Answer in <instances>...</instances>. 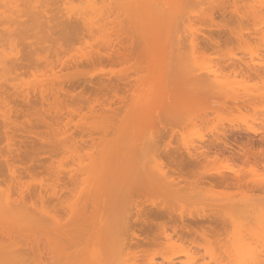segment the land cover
I'll return each mask as SVG.
<instances>
[{
  "label": "rangeland",
  "instance_id": "obj_1",
  "mask_svg": "<svg viewBox=\"0 0 264 264\" xmlns=\"http://www.w3.org/2000/svg\"><path fill=\"white\" fill-rule=\"evenodd\" d=\"M69 1H74L75 3H79L78 1H80V0H78V1L76 0L77 2L75 0H69ZM178 1L179 2L184 1V4H183L184 6L182 8H184V7L185 8H184V10H182V9L177 10L178 12L180 10L181 12L183 11L184 13L182 12L183 13V16H182V14L180 12L179 13L180 15L178 14V16H177L178 18H179V16L180 17L182 16L183 18L182 19L179 18L180 22H178L176 30L175 31L173 30L171 33L172 37L170 40L171 41L170 45L168 46L166 43H164V41H162V39L163 40L165 39L166 41L168 39V38L166 39L167 35L163 33V26H162V29L159 28V29L154 31L157 33L161 32V34L158 33L157 35H160V37H162V36L164 37V38H161V40L159 41L160 45L166 44L168 46V48H167L168 50L161 48L162 50L159 51L160 54L163 51L161 58H158V57H160L158 55L159 53L157 52L158 49L156 51V49L154 47H152L149 44H146V42L144 41L145 39L143 40V42H145V44H143V42H141V39L143 38V36L140 37L139 36L140 34L137 31L134 32L133 30H135V29L132 26H130V25H129L130 27L126 26L127 28H130L129 29L130 31L131 30L132 31L131 32L128 31L127 34H125V32L128 29L124 31L123 29H126V27L122 28V26L125 25L126 22H122L125 24L120 23L121 26L116 25V26H120L122 28V30H121L120 27H116L118 29L117 33L119 34L118 40L121 39L120 41L124 43V44L122 43L123 45L120 43H117L120 45L116 46V42H117L116 40L118 37H117L116 33H113L114 31H111L114 35H112L110 32L112 39L115 41L114 48H112L113 46L109 49L106 47L100 48L101 45H97L99 43L93 42L94 40L90 39V38H88V41H87V43H89V44H87L88 46H86L84 44L85 42H83V41L76 42L75 40H71V41L69 40L68 43L66 42V44H64L65 46L63 45V43L60 44L59 45L60 49L58 46L56 48V46L54 47L53 45H50L51 48L48 47V49H44V50L42 49V46L40 48L41 50H38L40 46L33 48L32 53L28 54L29 56L27 55V53H28L27 51L31 52L30 51V50H32L31 48H27V47H26V49H25V47H23L22 49L20 48L21 50H23V52L26 51L24 56L21 55V56H23L22 58L29 57V59H30V57L36 58L34 53H36L37 56H40L42 54V50H43L45 52V54L47 53V56H44V52H43L42 56H43V58L47 59L48 62L47 61L46 62L48 63L49 67L47 66V64L44 63L45 61H41L42 56H40L41 59L36 58V60L40 59L38 62H36L37 64L39 63L38 65L30 62V61L34 60L33 58H32V60L29 61L31 64L30 63L26 64L28 61L24 62L26 60V58H25V60L21 59L22 62L25 63V64H22V62H21L22 65H26V66L30 65V66L26 67L25 69H24L25 66H21V69H22L21 72L19 73L20 70L18 71L20 76L17 75L18 78L16 80V81H18L17 82L18 86H17V83L14 82L15 80H13V81L10 80V81H12V82H10L11 85L14 82L13 84L16 83L15 85L17 86V88L21 89L22 84H23V86H25L26 84H28L30 82H35V80L37 78L40 79L41 76H42V79L43 78L45 79L44 76L53 75V73L51 72L50 66L53 67V69L55 70L57 77L58 76L61 77L63 80L62 82H64V92L59 93L60 97H57V95H56V100L53 101L51 99V102H49V104L46 103L47 102L46 101L45 102L46 104L44 103L45 105H43V103L41 104L40 99L35 97L37 95L34 96V94H33L34 91L32 94L35 98L33 97L31 99L32 95L30 94L31 95L30 96V99H31L30 104H26L24 101H22L21 91H18L19 93H21V95L17 94L16 93L17 90L15 89L16 92L13 91L14 89L11 88V86H9L10 84L8 85L10 87L9 90H7V88L3 89V90H5V89L7 90V92H6L7 94L6 93L1 94V93H3V90H2V92L0 91V95H3V96L6 95L7 97L5 96V98L9 99V100L8 99L6 100L2 96L3 98L0 97V98H2L0 101L6 100V101L11 102V103L7 102V103L11 104L10 109H12V110H10V112H12L11 113L12 116L10 115V112H9L8 116L11 118H8V119H12L14 122L12 121L11 125H8L9 129H10V127L12 128V124L13 125L17 124V126L16 125L13 126V128L16 126V128L14 130L13 129L9 130L8 126L6 128L4 127V124L6 122H4V119H2V118H4V116L7 117V115L4 113V111L6 110L5 108H7V104H6V106H3L4 108L1 109V104L3 105V103L0 102V111L2 110V112L5 114L2 118L0 117V119L4 123L3 124L0 121L3 124L2 129L3 130L4 129L9 130L8 132H10L9 133L10 140L13 139L12 140L13 142L10 140H7V142H9V143L12 142L9 145L10 146V149H9L8 145L6 146L7 142H5L7 138L5 139V137L2 138L0 136L1 137L0 139H2V141H3V139L5 140V141H3V143H2V141H0L1 142L0 148H1V152H2V153L0 152V155L5 153L4 155H2L3 159L10 158L11 153L14 150L17 151L16 153H17V155H19V158L16 157L17 161L14 160L15 161V168H14V166H13V168H14V170L17 169L18 171L16 170V173L18 172L19 176L21 178H23V180L21 179L22 183H26L27 185H30L29 186L30 188L27 187V189H29L28 192H30V189H32V191L29 193L30 195L31 194L34 195V193L37 192L36 191L37 189H38V193H40L41 188L38 186H42V189H44L43 185H40V184H45V186L47 185V186H53L54 187V185H53L54 180H55L54 174L56 176L57 172H58V174L60 173V170L59 171L56 170L57 171L56 172L54 168L59 166L58 164H60V163L65 164V167L63 165L62 166L64 169L66 168L67 170L66 169L65 170L67 172L69 171V173L67 175V173H65V170L64 169L62 170V167H58L59 169L61 168V170H62L61 173H64V174H59L61 181L59 184L60 188H58V190H56L59 193L58 196L63 194L64 197L66 196L67 198H71L72 196H74L72 193L75 194L76 191H78V193H79V188H81V190H82L85 187H84V185L81 184L82 187L78 188L77 185L75 186V183H73V181L76 182V180L69 178L70 177L69 174L71 173L70 169L75 166V165L74 166L72 165V161L76 162L75 163L76 168H77V165L79 166V164H80L82 169H83L82 164L79 161L82 158H84V160H86L85 162L83 160L84 163L88 162L87 163L88 165L90 163H92V162H90L93 160L91 157L92 155L89 156V157H91V160L88 157V155L92 152L95 153L96 145L101 143L102 145H98V146H105L104 144H106V142L109 139H111L112 137H113V139H111L112 142L111 141L110 142L113 143V140H115L117 138V136H120L118 134H122L121 131L124 129V126L129 127V129H128L129 131L127 132L128 135L126 134V131H125L126 128H125L123 130L124 133L122 134V137H119V138L123 139V135L126 134V138H127V136H128V138L125 141H127V142H123L124 139L120 140L118 138L117 140L120 142L119 143H117L118 141H116V143L114 142V145H113L114 147H112L110 142H107V143H110V147L114 148L116 151H119V149L123 148V146H125L124 148H127L131 144V142H133L134 139L135 140L137 139L138 141H140L139 139L141 138V141H143V142L146 141L144 143H146L145 147L147 149V153L150 156H153L154 159L156 158L155 160H157L158 156L165 155L166 153L185 152L187 150V147L192 148V150L194 149V147H196L195 145L205 147L207 144V141L209 142V141H211V139L214 140V139H216V137L219 138V136H221V138H222L221 134H223V132H225L226 130H233V129L234 130H242L246 135L251 136V137L247 136L248 138L245 137L246 139L244 140V143H241V145L244 147L240 146L242 151H238V152L246 153L249 151V149H248L249 146L245 147V145H247V143H248L247 141H249L248 139L251 138L254 141L253 142L254 143L253 149L256 152L264 153V140H263V138H264V134H263L264 133V21H262V22H260V21H243V22L239 23L238 21H236L235 19H233L231 17V13H233V14L234 13L235 14H242L243 13L244 14L247 11H249L252 7L258 8L261 5V3H264V0H178ZM170 2L172 3V0H170ZM170 2L167 0V3H169L171 5ZM174 2L175 1L173 0V3ZM167 3L165 2V4H164V2H163L164 5H161L163 8L162 9L163 10L162 15L165 18H168V15L170 16L171 14H172V16H175L176 13H175L174 9L176 6H174V4L172 3L173 8L170 9L169 7L166 6ZM175 5H177V8H178V4L175 3ZM180 5H181V3H180ZM168 9H170L171 11ZM172 10H173V12H172ZM168 11L170 12V14ZM226 13H227V17L224 18ZM178 18H176V19H178ZM121 21H123V20H121ZM114 29H115V27H114ZM117 29H115V30H117ZM119 30H121L123 32H120ZM162 33H163V35H162ZM164 35H166V36H164ZM152 37H154V36H151V38ZM157 37H159V36H157ZM147 39H148V37H147ZM153 40H156V39H153ZM148 41H151V40H148ZM130 42H132V43H130ZM95 43H96V45H95ZM155 43H157V42H155ZM194 43L197 46H195ZM152 44H154V42H152ZM62 45H63V49H61ZM156 45H157V47L160 46L158 44H156ZM44 46L45 47H43V48H47L48 45L47 46L44 45ZM96 46H97V48L99 47V49H97ZM102 46H103V44H102ZM153 46H155V45H153ZM193 46H195V48ZM52 48L53 49L56 48V52L59 49V52H57L58 54L55 53V50L53 51ZM163 48H165V47H163ZM34 49L35 50L37 49L36 52L34 51ZM92 49H94V51L99 50V52L101 54L100 53L98 54V52H96V51L93 53ZM45 50H47V51H45ZM40 51H41V54L39 55L38 53ZM91 51H92L93 58L95 56L94 59L96 60V62L93 60L94 63L92 61L93 64L91 62L90 63L88 62V60L86 59L87 57L84 58V55L85 56L88 55V58H89L91 56V53H90ZM20 54H22V51L20 52ZM30 55H32V56H30ZM99 55H101L100 56L101 60H99L100 58L99 59L97 58V56H99ZM21 56H20V58H21ZM29 59H27V60H29ZM46 59H42V60H46ZM97 60H99V61H97ZM242 62L243 63L246 62L245 66ZM238 63L239 64L241 63L243 65L240 64L241 66L238 67L237 66ZM252 63H255V64H253L254 66L252 65ZM34 64L37 66L36 69L32 68V67H34ZM43 64H45L46 67H44ZM255 65L257 67H255ZM39 66H41V67H39ZM48 68H50L49 72H51V74L49 72H47L49 74L44 75L45 74L44 72L48 71ZM189 68H192V70L194 69V71L198 70V71H195V72H197L196 74H198L200 76L205 75L206 78H208V76H210L209 72L211 71L214 73V74L212 73L211 76L213 75L215 77L217 75L216 77L218 78V76H219V78H220V81L217 82L218 79L215 77L216 78L215 81L219 84L221 82L222 84L228 85L229 90L234 89L235 92L236 91L242 92V91H244L243 90V88H244L245 90L247 89L246 91H248V90L250 91L247 93L245 91L244 95L251 93V91L253 94H249L245 97H242L239 95V97H242L240 99L234 93L233 99L231 97L230 98L231 100H229V97L232 95H230V93L226 91V90H228V86H226L227 89L225 88L227 95L226 94L221 95V92H220L219 96H221V97L216 96L217 94H215V93H213V96L211 94L209 95V93H207V94L204 92L200 93L199 90H198L199 92L196 93L197 91L195 92L193 85H190L189 81L187 80V76L185 74L186 70ZM54 70H52V71L54 72ZM207 72L209 73V75ZM205 73H207V75ZM54 76H55V74H54ZM211 76H210V78H213ZM46 78H47L46 81H48V80L50 81L52 77L51 78L46 77ZM202 78H204V76ZM14 79H16V78H14ZM39 79L36 80L38 85L40 84V83H38ZM42 79H40V80H42ZM53 81H56V79H54ZM19 84L21 85V88H20ZM33 84L36 85V82L32 83V87L34 86ZM104 84L105 85L107 84V87ZM109 84H110V87L108 89ZM27 86H30V84H28ZM27 86H25L26 88H22V89L26 90V92L28 90ZM231 86L233 89L230 88ZM235 87L240 88V90L235 89ZM34 88H35V86L33 87V90H34ZM11 89H13V90H11ZM36 92L37 91L35 90V93ZM241 92H238V93H241ZM14 93L19 95L20 97L19 96L16 97V95ZM202 93H203L204 97H203V95H201ZM214 94H215V96H214ZM241 94H243V92ZM205 96H206V98H205ZM222 96H225V97H222ZM37 97H39V94ZM227 97H228V99H223V98H227ZM236 97H238V99ZM49 98H55V97L51 95ZM49 98H48V100H49ZM57 98L60 99V100L58 99L59 102H57ZM234 98H236V100ZM55 101H56V104L58 103L60 105L57 104L58 105L57 106L54 103L56 105V107H55V105H53V102H55ZM51 103H52V105H50ZM48 105H50V106H48ZM91 108L92 109L94 108L93 111H94L95 117L99 115L98 113H104L103 111H105V114H104L105 116H106V114L108 115V113L111 114L108 116H111L110 118L113 117L112 118L113 119V125H111L112 120L110 118H108L109 119V122H108V121H105L106 119L104 120V117H105L104 115H103V117H102V115L100 117L103 118L101 120L105 121V122L103 121L104 124L108 122V123H110L109 125H111V127L114 126V128L113 127L111 128L110 126H108L107 125L108 123L106 125L102 124L101 121H100V125H99V124H97V122H95L94 119H93L94 122L92 124L91 120L94 116H93V112H92ZM3 109H5V110L3 111ZM146 110H147V113H146ZM7 111H9V110L7 109L5 112H7ZM95 111L98 112V113L96 112L98 115L95 114ZM142 111H143V113H141ZM2 112H1V115H2ZM142 115L144 117H142ZM39 117H42L43 119L46 118V119H44L45 121L43 122V119L41 120ZM38 118L41 120L42 123L49 122L50 124H48V123H47L48 125L42 124ZM136 118L138 120L133 121V119H136ZM98 119H100V118H98ZM8 121L11 122L10 120H8ZM96 121H98V120H96ZM89 123L92 126H94V124L96 123L94 126V129H92V130H95V129L100 130V127L102 125L106 126V130H103V129L100 130V132H102V131L104 132V133L102 132V134L98 133V132L96 133V131H94L95 132L94 133L93 131H91L92 126L90 128V125H89V129H90L89 131L94 133V136H93V133L90 135V132L87 131L88 128H86V126ZM114 124L115 125L117 124L116 125L117 127H115ZM96 125H99V126H96ZM118 125H120L121 127ZM95 127H98V128H95ZM107 127L108 128L110 127V129H108ZM118 128H119V130H117ZM120 129H121V131H120ZM3 130H0V131H2V133L5 136V130L4 131ZM109 130H111V131H109ZM105 131H107V132L109 131L110 133H112L113 136L110 135V138H108L107 136L110 133L107 134V132H106L107 135H104ZM8 132H6L7 135H8ZM66 132H68V134H69L67 137V140H69L68 138L71 139V137L76 136L75 137L76 141L74 139H71V141L70 140L69 141L72 142V140H74L73 142L79 144V145L76 144L79 147H77V148L75 147L77 150L80 148L79 149L80 152L82 151L81 153H82L83 157L80 154V152L78 153V155L79 154L81 155V157H79V160L77 157L78 155L75 153L78 151L72 150L73 149V142L71 144L69 141L66 140V138H65L66 136L63 135ZM113 132H115L117 134H115ZM254 133H256V134L258 133L260 135V137L262 136L263 137V138L261 137L262 140L258 134L255 135ZM59 134L61 135V137L65 136L64 137L65 140H60V141H62V142L66 141L67 149L69 148L68 150H72V152L74 151V153L71 152V154H74V155L76 154V156H75L77 158L76 161L72 158V156L74 157V155L70 156L71 160L65 159V158H67L68 155H70V153L69 152H68L69 154L66 153L67 149L66 150L64 149L65 151L62 150L63 148L60 145V143H62V142H60V141H59L60 143L56 142L60 139L58 137ZM136 134H138V135H136ZM261 134H263V135H261ZM9 135L7 136L8 139H9ZM102 135H104V136L102 137ZM69 136H71V137H69ZM141 136L144 137L145 140ZM106 137L108 138V140L104 142V140H102V138L106 139ZM129 137H130V139H133V140L130 141ZM61 139H63V138H61ZM202 139H204L206 141L205 143L203 142V144L201 142ZM254 139L255 140L258 139L260 141L255 142ZM51 140H53V141H51ZM128 141H130V142H128ZM53 142H55V143H53ZM68 143H70V145ZM93 143L95 144V146ZM125 143H126V145H125ZM133 143L130 145V146H132L131 148L129 146V148H127L125 150L123 148L122 151H127V150L131 151L133 148ZM12 144L14 145V147ZM117 144H118V146H122V147L117 148L115 146ZM127 144H128V146H127ZM58 145H60L61 147H59ZM108 145L106 147H108ZM57 146L61 149H59ZM6 148H8L7 150H9L8 151L9 153L5 152ZM99 148H101V147H99ZM99 148H97L98 150H97L96 155L95 154L93 155L94 157L96 156V158H94V159H97V154L101 153V150H103V151L105 150V148H101V150H99ZM232 148L233 149L235 148V152H237L236 149L241 150L239 147H237L235 145H232ZM11 149H13V151ZM114 149L112 150L110 148V150H109V148H108V151L106 153L109 152V154L105 155V157H104L105 152H102L103 155H101V157L103 156L104 158H106V157L108 158V156L109 157H111L112 155L114 156V154L116 153V151H114ZM233 149H232V151H233ZM244 149H246V150H244ZM247 149H248V151H247ZM113 152H114V154H113ZM194 152H195V150H194ZM6 153L10 157L9 156L5 157ZM63 153H65V155H66L65 158H64ZM231 153H229V154L227 153V154L231 155ZM2 156H0L1 163L3 160V159H1ZM13 156H16V154H14ZM155 156H157V157H155ZM98 157H100V155H98ZM103 157H102V159H103ZM13 158H15V157H13ZM10 159H8V160L5 159V160L13 161ZM98 160H99V158H98ZM114 160H115V162H117L116 160H118V159H114ZM160 160H161V158L159 160H157V163H155V161L153 160V162H152L153 164L151 163L152 166L150 165L151 167H153V170H155L157 167H159L160 166L159 162H161L164 159L162 158V160L161 161ZM14 161L10 162V163L14 165ZM101 161H103V160H101ZM4 162L7 165L6 161H4ZM4 162L2 163V165L4 164ZM125 162H122V163H124L123 165H125ZM162 162H165V160ZM122 163L120 164L118 162L117 168H115L116 163H113V165H115L113 168L119 169V165L122 169L127 168V165H125L124 166L125 168H123ZM87 164H85V165H87ZM96 165L97 164H95V167H96ZM237 166L238 165H233V164H230L226 161H222V162L216 163L215 165L214 164L211 165L209 168H208V166H207V168L206 167L205 168H206V170L208 169L207 171H209L210 169H212V170L214 169V171L216 170V171L220 172V171H228L230 169L237 170L239 168V166L238 167ZM2 167H4V166H2ZM84 167H85V169L89 168L90 170L87 169V172L90 173L91 167H86V166H84ZM4 168H1L2 170H0V181H1V178L3 179L4 175L8 176V174H9V172H8V174H5L7 172L4 171L5 170ZM6 168H7V166H6ZM58 168H56V169H58ZM81 168H79V169H81ZM99 168L100 167H98V168L96 167V169H99ZM121 168L119 169V171L122 170ZM26 169H28L29 171L26 172L25 171ZM96 169L94 168V171ZM203 169L199 170V172L202 173ZM260 169H261L260 173L264 172V168H260ZM7 171H8V169H7ZM73 171L75 172V170H72V172ZM1 172H3L4 175H2ZM74 172L72 173V175L76 174ZM76 172H77V170H76ZM79 172H80V170H79ZM96 172H98V171H95V173ZM89 173H88V175H89ZM137 173H139V172L137 171ZM196 173H197V171H196ZM133 174L134 175L129 174V176H130L129 181L133 182V183L131 185L126 183L127 185H130V186L123 185L124 189L120 188V185L122 186V184H123V183H121L123 180L121 178H120V180L117 179V181L118 180L120 181V185H118L119 183H117V188H120V189H118V190H116L114 188L111 189V190H113V192L115 190L114 193L112 192V194L114 196H112V194L109 195L110 197H113V200L110 198V200H112V202H113L112 205H111V202H109V204H110L109 208L111 206V209L108 208V209H106V212L103 213L105 210H103V208H102L103 212H99L100 213L99 214L97 212L95 213V211H94L95 209L93 208V205L91 206V204H89L87 207V211H86L89 213V216L85 213L89 217V218L86 217L87 219L84 218L85 214L83 215V217H81V219H79L81 214L79 215L80 208H79V211L77 210L79 213L77 211L75 212L77 207L74 208L73 213H78L79 216L76 215L75 217H79L78 218L79 220H77L74 217L71 218V216L74 215L73 213H71L73 215H70V212L73 209L71 211L66 209L65 206L61 202L58 201L59 202L58 204H62V206H64L63 207L64 209H66L67 211H70V212H68L69 215H67L68 213L67 214L65 213L67 211L61 209L62 207H59L60 205L58 206L57 202H55V199H58V197L55 196L56 198H53L54 195L52 197V192L54 193V191L51 190V187H49L50 189L48 188L49 192H51L50 193L51 196L47 195L48 192H46V190L44 189L43 190V192H45L44 196L46 195L45 198L48 199V200H46L45 198H43L44 201L43 202L41 201L42 204H45V212L48 215L49 214L53 215V217H55L54 215H56V217L58 219H62L61 221H63L62 224H63L64 228L67 227L66 229H68V231L65 229L67 231V232H65V234L66 233L68 234L70 232L68 236L70 237L71 240L69 239V237L67 238V236H64V238L66 237L65 239L63 238L64 243L62 242V244L65 245L66 247L61 244V246H63V250H64V247L66 250V253L62 254L63 258H62V256H61V258L64 259V256L67 255L66 256L67 258L65 257V260H67L68 258L69 259H68V261H64L61 258H58L57 254H55L56 256L53 255L55 258H51L50 256L52 254H54V252H55V251L53 252V249L55 250V247L57 245L55 244L56 245L55 246L54 244H52V245H54V247H53L49 243L50 246L53 247L51 250L50 249L51 247L49 246V244L46 241V238L44 237V234H42V232H40V234H38L39 232L36 233V234L40 235L39 236L40 241H36L37 243L39 242V245L35 242L33 243L34 240L32 242H30V241L27 242L26 245H28V243H29V245H33V244L36 245L37 244L38 245L37 248L40 249V250H38L39 254H40V252L42 254L41 249H43L45 252L48 249V247H50L49 252L51 254L48 253L49 256L47 255L46 252L44 255L40 254L41 257L43 258V259L41 258L42 261L44 262L46 260L45 263L49 262L48 264H55L57 261H58L57 264H59L60 263L59 259L61 261V264H64V263L68 264L71 261H72V264H83V263L85 264L87 259H85L86 260L85 261L83 258V260L81 261V258L83 257V255H85V254L89 255V252H91L90 250H88L89 251L88 253L86 251L88 249L87 248L88 245H89V249H92V253L95 255V260H96L94 262L95 264H99L100 262L102 264H112V263H109L110 258L109 257L107 258V256H109L110 254L112 255L115 252L117 253L118 250L119 251L121 250L120 252H122V253H123L122 250H124L126 252L125 248H127L129 245H131L132 247L133 246H137V247L139 246L138 247L139 249L137 248L136 250L134 248H133V250L127 248V250H131V252L128 251L129 253H131V255L133 254L132 251L135 252L133 255H136L135 256L136 258H133V259L134 260L136 259V261H138V262L134 261L137 264H139V262H140V264H148L151 259L152 260L154 259L153 262L156 261L157 264H166L167 263L165 261L166 258H163L164 254L166 252H168V250L171 251L173 247H175L174 252H179L181 250H185L187 252V254L190 256V258H194V261L192 262V264L193 263H195V264H206V262H207V264H218V262L226 261V260H222L225 257V255L223 254V251H225V249H227L226 251H229L232 249V242L229 240V236L231 234V220H230V218L232 216H236L238 219H243V221H249V220H251L252 217H254L252 219L253 220L256 219L255 221H257L256 217H258V214H259V211L261 208V201H262V198H264V191H261V190L258 191V189H260L259 187H261V186H259L258 188L255 186H252V185H249V186H245V185L243 186L242 185L239 187H237V186H232V187L231 186H229V187H225V186H217L216 187V186H214V188H212V186L207 183V186H206V184H203V187H205V191L203 192V194L201 192L202 195L200 194V195L191 196L188 194V191H186L180 195V198L171 199V198H168L164 193V184H165L164 182L149 181L147 178L140 177V175H141L140 173L136 174V172H134ZM78 175L79 174H77L76 176H78ZM88 175H84V176L80 175V179H78L75 176L74 179H78V180L84 179L83 182L86 180L85 184L86 183L88 184L89 181H87V180L91 179ZM94 175H96V178L94 177V179H95L94 181H96L98 175L93 174V176ZM99 175L102 176L101 173H99ZM194 175H195V173H194ZM86 176L88 177V179ZM90 176H91V174H90ZM258 176L256 179H258ZM106 177H108V176H106ZM184 177H185L184 180L190 181L192 178V175H185ZM5 178H7V177H5ZM5 178L3 180H6ZM98 178H100V177L98 176ZM7 179L9 182V180H10L9 177ZM104 179H106V178L104 177ZM127 179H128V176H127ZM127 179H126V181H127ZM18 180H19L20 184L17 185ZM98 180H100V179H98ZM98 180H97V184L99 182ZM111 180L113 181L115 179L111 178ZM6 181L5 182L3 181L5 184L2 183V184H4V187L1 184L2 185L1 189L5 188V187L7 188V190L9 189L8 190L9 192L7 193V190L5 188L6 193L4 195L9 194V195L16 197L19 195L18 194L19 192L21 193V190L23 191V188L19 191L20 187L17 188V187H14L12 185V184H15L14 182H16L17 186H19V185L23 186L22 183L20 182L19 178L14 182H11L12 181L11 180L10 183H12V184H10L8 182H7L8 184H6ZM101 181H103V179ZM104 181H106V180H104ZM126 181H124V184ZM76 183L80 184V181L76 182ZM89 183L90 184H88V189H89V187L93 186L92 184H94L93 181H90ZM101 183H99V184H101ZM108 183H110V182H108ZM154 183H155V185L156 184L157 185H156V187L154 186L155 188H152L153 186L151 187V185ZM97 184H95V185L98 186L99 184L98 185ZM112 184H113V182H112ZM112 184H111V186L114 187V184L113 185ZM256 184H259V181H257ZM9 185H12L14 190L18 189V192H16L15 194L13 192L14 195L10 194L11 191H10ZM81 185H79V186H81ZM105 185H106V183H105ZM101 186H103V184ZM200 186H202V185H200ZM203 187H201L202 191L204 190ZM75 188L77 189L76 191H75ZM241 188H242V190H240ZM33 189L35 190V192L33 191ZM86 189H87V187H86ZM245 189H246V191H245ZM11 190H13V189H11ZM127 190H129V191H127ZM26 191L27 190H25V192H22V194L24 195L26 193ZM60 191H61V194H60ZM242 192H243V195L240 196L242 194ZM29 194H27V196L25 195V197H26V199H28L27 201H29V203L31 204V201L34 198H30ZM85 194H86V192H85ZM226 194H230L231 196L234 194L236 196V198L233 197L234 195L232 196V198L229 195L230 198L233 199L235 202L237 200L240 202H244L243 203L244 205H242L237 211L235 210V212H227L224 214L221 211H219L221 213L217 212L218 213L217 214L211 208L212 207L211 204H209L207 202H210L209 200L213 199L211 197L215 196V200H217L216 198L218 197L217 201L222 200V204H223V203L227 202V200L229 198V196H226ZM76 195H77V192H76ZM79 195H81V193H79ZM86 195H88V194H86ZM224 195L228 198H227V200L223 201ZM28 196H29V198H28ZM47 196H49V197H51V199L52 198L53 199L51 200ZM63 196H61V198L64 199ZM83 196H84V194H83ZM31 197H33V196H31ZM221 197H223V198H221ZM77 198L81 201V198H79V196H77ZM49 199H50V201H49ZM82 199L84 201L85 197H83ZM248 199H249V201H248ZM35 200H36V197H35ZM68 200H70V199H68ZM38 201L39 200L37 198L36 202H38ZM51 201H53V202L51 203ZM74 201H77V200H74ZM78 201L75 203L77 204ZM80 201H79L80 204H78L79 207H80L81 203L83 205V202L82 201L80 202ZM33 202H35V201H32V203ZM67 202L69 203L70 201H67ZM67 202L65 201L63 203L66 204ZM212 202L213 201H211V203ZM246 202L248 204H246ZM219 203H221V202H219ZM37 204L35 203V205H37ZM42 204H41V206H43ZM102 205H104V203H102ZM38 206L41 207L40 203L37 205V207ZM74 206H77V205H74ZM84 206H85V204H84ZM107 206L108 205H106V207L104 206V208H107ZM66 207H70V206L66 204ZM158 209L159 210H167V211L172 212V219H168V218L156 219L155 217H151L150 211L158 210ZM39 210H40V208H39ZM41 210H44V206H43V209L41 207ZM108 210H110V212ZM40 212L42 213V211H40ZM45 212H43V215H44L43 217H45ZM138 212L147 214L148 225L145 226V224L144 225L141 224V221L138 219ZM90 213H92V215ZM47 214H46V216H47ZM94 214H96V216ZM218 215H221V218L224 219L225 222L215 220L214 217H216ZM82 218L86 219V221L83 220ZM73 219L76 220V222L75 221L73 222ZM200 220H203L202 223H197V221H200ZM61 221H59V222H61ZM77 222L81 223L82 225H79V223H77ZM83 222H85V223L83 224ZM100 222L103 224V227L105 229L107 228V225H108V228L106 229L107 232L105 231V229H100V230H103L102 231L103 234H101L100 237H103L102 239L107 244L111 243V244H109V248L111 249V251L109 250V248H108V250L104 249V250L100 251L101 247H99V249H98V246L101 245V241L99 242V241L89 239L91 232L94 234V232L98 231L99 227L97 226L98 227V229H97V227L95 225H99V224L101 225ZM104 224H107V225H105L106 227L104 226ZM254 224L255 225L258 224L257 227H255ZM254 224H253V226H254L253 228L254 229L256 228L255 231L259 232L258 221H257V223L255 222ZM100 227H102V226H100ZM174 227H180V228L186 227L187 228V229H185L183 241L179 240V238H176V237L173 238L172 241H173L174 246L170 247V246H172V244H170V245L166 244V246H169L170 249H168L164 253V250H166L167 248L165 247V244L161 243L163 241H161V238H159V237H162L163 232H165V231L169 235H172ZM252 230L253 229H250L248 231L252 232ZM255 231H253L252 233H256ZM92 233H91V236H92ZM104 234L105 235L107 234V235L105 236ZM132 236L137 238V241L135 240L136 241L135 243L137 245L131 243V242H133V239H134ZM254 237L255 236H253V238ZM94 238L97 240L96 237H94ZM131 238H133V239H131ZM157 239H160L161 242L158 241ZM99 240H100V238H99ZM138 240H140V241H138ZM104 241H103V243H104ZM156 241L158 243L160 242V244L158 245ZM172 241H171V243H172ZM255 241L257 242L260 240L259 239L254 240V245H253V246H255L254 247L255 250L258 249V250H256L258 252L262 247L261 245H264V244L261 243V241L258 243H256ZM97 242H98V244H97ZM22 243L20 244V246L21 245L24 246V251L27 250V252H29L28 259L30 258L29 256H31L33 253L36 254L38 252L37 248H36V250H35L36 252L31 250L33 253L30 255V251H28V249L33 247L34 245L33 246H29V245L26 246L25 242H24V244H22ZM126 243H127V245H126ZM163 243H165V242H163ZM113 244H115L116 246L115 245L113 246ZM162 245H164V246H162ZM90 246H91V248H90ZM94 246H97V247H94ZM103 246L106 247L105 245H102V249H103ZM124 246H125V248H123ZM27 247H29V248L27 249ZM57 247H59V246H57ZM107 247H108V245H107ZM162 247H164L165 249L163 250ZM115 248H117L118 250ZM57 250H59V249L57 248ZM63 250L60 249V251H63ZM113 250L114 251L117 250V251L114 252ZM103 251H104V253H103ZM226 251H225V253H226ZM100 252H102V253L100 254ZM92 253H90V254H92ZM172 253H173V250H172V252H170V255ZM212 253H213V255H212ZM258 253H260V251ZM258 253H256V258L258 257V255H257ZM103 254H107V255H104L105 257L102 256L103 259H99V258H101V255H103ZM36 255H38V253ZM81 255H82V257H81ZM94 255H89L90 259L87 256V258L90 260V262H93L92 259H94ZM125 255H126V253H125ZM133 255L131 256V258L133 257ZM168 255L169 254H167V256L166 255L165 256L168 257ZM182 255L183 254L179 255L180 257L178 256V258L176 260V261H178V263L175 261L176 258H174V261L177 264H181L182 263L181 260H185L188 257V256H186V254H184L186 257L184 255L183 256ZM122 256H123V254H122ZM171 256H169V257H171ZM173 256L175 257V255H173ZM227 256H229V254L226 255V257ZM34 257H35V259H38V260L40 258V256H38L39 258L38 257L36 258L35 255H34ZM34 257L33 258L31 257L30 261H32L34 259ZM129 258L130 257H128V259ZM229 258L231 259V255ZM259 258H260V255H259ZM70 259H72V260H70ZM107 259H108V263H106V261H105ZM133 259H130V264H132L131 262H133L132 261ZM188 260H190V259H188ZM188 260L186 262H188ZM73 261H74V263H73ZM75 261H77L79 263H77ZM151 261H150V263H152ZM87 262L89 263V261H87ZM30 263H32V262H30ZM88 263H86V264H88ZM69 264H71V263H69ZM114 264H116V263H114Z\"/></svg>",
  "mask_w": 264,
  "mask_h": 264
},
{
  "label": "bare ground",
  "instance_id": "obj_2",
  "mask_svg": "<svg viewBox=\"0 0 264 264\" xmlns=\"http://www.w3.org/2000/svg\"><path fill=\"white\" fill-rule=\"evenodd\" d=\"M76 1V0H75ZM78 1V0H77ZM76 1V2H77ZM169 2H170V0H168ZM175 2L173 3V0H172V3L174 4V6H176L175 7V9H174V11H175V13L177 14H175V16H172V14L169 16L168 15V18H165L163 15H162V12H163V8H162V6L161 5H164L165 4V2L167 3V0H80V1H78L79 3H75L74 1H69V0H0V91L2 92V90L4 89V88H7V90H9L10 89V87L9 86H11V88H13V89H11V90H13V91H15V89L17 90V94H20L21 95V93H22V95H21V98H22V101H24L26 104H30V102H31V99L35 96V95H37L38 96V94H39V97H37V96H35L36 98H39L40 99V102H41V104L43 103V105H45L46 103H48L49 104V102H51V99L54 101V100H56V95H57V97H60L59 96V93H63L64 92V82H62L63 80H62V78L61 77H57V75H56V72H55V70L53 69V67H51L50 66V68H51V72L53 73V75H51V76H44V75H48L49 73L51 74V72H49V70H50V68H48V71H46V72H44L42 75L45 77V79L43 78L42 79V76H41V78L40 79H42V80H40L39 78H37L36 80H38L39 79V81H38V83H40L39 85L37 84V81L35 80V82H36V85H34L35 86V88H34V90H33V87H32V83H35V82H30V83H28V84H30V86H27L28 84H26L25 86H27V92H26V90H24V89H22V88H26L25 86H23V84H22V88H21V85H20V88L21 89H19V88H17V86H18V81H16L17 80V75L18 76H20L19 75V73L21 72V66H25L24 67V69L26 68V67H29V66H26V65H22V64H25L24 62H26V61H28L26 64H28V63H30V62H32V63H35L36 65H38L36 62H38L40 59H41V57L40 56H42L43 55V50L44 49H48V47H50V45H53L54 47L56 46V48H57V46L59 47V49H60V44H62L63 43V45L64 44H66V42L68 43L69 42V40L71 41V40H75L76 42H79V41H83V42H85L84 44L86 45V46H88L87 44H89V43H87V41H88V38H90V39H93L92 41L93 42H96V43H99V44H97V45H101L100 46V48L101 47H106V48H111L112 46V48H114V43H115V41L112 39V37H111V34L112 35H114L113 33H116V35H117V37L119 36V34L117 33L118 32V29L116 28V27H120L121 25H120V23L121 24H125V23H122V22H126V24L125 25H123L122 26V28L124 27H126V26H132L135 30H133L134 32H138L140 35V37H142L143 36V38L141 39V42H143V40L146 42V44H149V45H151L152 47H154L155 49H156V51H157V49H158V55L160 56V57H158V58H161V56H162V53H163V51H162V53L160 54V52L159 51H161L162 49H166V50H168L167 48H168V46L170 45V43H171V37H172V31L174 30H176V27H177V25H178V22H180V20H179V18L180 19H182L183 17V13L179 10V12L177 11L178 9H182V10H184V8H182L184 5V1H178V0H174ZM178 1V2H177ZM162 2V3H161ZM163 2H164V4H163ZM171 3V2H170ZM171 3V5L169 4V3H167V7H169L170 9L171 8H173V4ZM175 3H177L178 4V8H177V5H175ZM180 3H181V5H180ZM169 5V6H168ZM171 6V7H170ZM180 6V7H179ZM170 9H168V10H170ZM171 11V10H170ZM169 12V11H168ZM172 12H173V10H172ZM171 12V13H172ZM181 12V14H182V16L180 17L179 16V18L177 17L178 16V14ZM169 14H170V12H169ZM174 14V13H173ZM180 15V14H179ZM174 17V18H173ZM178 18V19H176V18ZM227 17V13L225 14V16H224V18H226ZM231 17L233 18V19H235L236 21H238L239 23H241V22H243V21H260V22H262V21H264V3H261V5L258 7V8H255V7H252L249 11H247L246 13H242V14H233V13H231ZM123 18V19H122ZM121 20H123V21H121ZM179 20V21H178ZM128 23V24H127ZM181 24V23H180ZM116 25H120V26H116ZM129 26V27H130ZM162 26H163V33L164 34H166L167 35V37H166V39H167V41L164 39H162V41H164V43H166V44H163V45H160V40H161V38H164L162 35H163V33H162V37H160V35H157L158 33L159 34H161V32H154L155 30H157V29H159V28H161L162 29ZM114 27H115V29H117V30H115L114 29ZM113 28V29H112ZM121 28V27H120ZM122 28H121V30H122ZM192 28V27H191ZM128 29V30H127ZM130 28H127L126 27V29H123L124 31L125 30H127L126 32H125V34H127V32L128 31H130L129 30ZM132 29V28H131ZM121 30H119L120 32H123V31H121ZM166 30V31H165ZM111 31H114L113 33L111 32ZM132 31V30H131ZM130 31V32H131ZM110 32H111V34H110ZM166 32V33H165ZM193 32V31H192ZM151 35H150V34ZM155 35H154V34ZM123 34V33H122ZM124 34V35H125ZM138 35V34H137ZM166 35H164V36H166ZM151 36H154V37H152L151 38ZM157 36H159V37H157ZM145 37V38H144ZM147 37H148V39H147ZM157 37V38H156ZM119 39V37L117 38V42H116V46L117 45H120V44H122L123 42H121L120 40H118ZM153 39H156V40H153ZM159 39V40H158ZM148 40H151V41H148ZM119 41V42H118ZM166 41V42H165ZM145 42H143V44H145ZM152 42H154V44H152ZM155 42H157V43H155ZM96 43H95V45H96ZM117 43H120V44H117ZM130 43H132V42H130ZM129 43V44H130ZM81 44V43H80ZM102 44H103V46H102ZM124 44V43H123ZM122 44V45H123ZM156 44H158V45H160V46H158L157 47V45ZM44 45H48L47 46V48H43V47H45ZM63 45H62V47H61V49H63ZM94 45V46H95ZM131 45V44H130ZM153 45H155V46H153ZM194 45L195 46H197L195 43H194ZM40 46V47H39ZM41 46H42V54H41V51L38 53L40 56H37V54L36 53H34V55L36 56V58H40L39 60H36V58L34 57H32L34 60H32V58L30 57V59H29V57H24V58H22L23 56H24V54H25V52H23V50H21L23 47H25V49H26V47L27 48H31L32 50H30L31 52H29V51H27L28 53H27V55L29 54V53H32V51H33V48H36V47H39V49L38 50H41L40 48H41ZM65 46V45H64ZM93 46V47H94ZM115 46V47H116ZM195 46H193L194 48H195ZM163 47H165V48H163ZM21 48V49H20ZM51 48V47H50ZM56 48H52L53 49V51L55 50V53H57V52H59V49L57 50V52H56ZM96 48H97V46H96ZM162 48V49H161ZM20 49V50H19ZM36 49V50H37ZM97 49H99V47L97 48ZM28 50V49H27ZM36 50L34 49V51L36 52ZM51 50V49H50ZM93 50V53L96 51V52H98V54L100 53L99 52V50H95L94 51V49H92ZM22 51V54H20V52ZM45 51H47V50H45ZM61 51V50H60ZM156 52V53H157ZM91 53V56L88 58V55L87 56H85L84 55V58H86L87 60H88V62L90 63H92V61L94 60L95 62H96V60L94 59L95 58V56H94V58H93V55H92V51L90 52ZM20 54V55H19ZM58 54V53H57ZM97 54V53H96ZM101 54V53H100ZM21 55H23V56H21ZM33 55V54H32ZM32 55H30V56H32ZM33 55V56H34ZM20 56H21V58H20ZM26 56V55H25ZM29 56V55H28ZM44 56H47V53L45 54V52H44ZM101 55H99V56H97V58L99 59V60H101V57H100ZM157 56V55H156ZM25 58H26V60H25ZM96 58V59H97ZM25 60L24 62H22V60ZM27 59H29V60H27ZM42 59H46V58H43V56H42ZM41 59V61H45L44 63L45 64H47V66H48V61H47V59L46 60H42ZM30 60H32V61H30ZM99 60H97V61H99ZM30 61V62H29ZM34 61V62H33ZM47 61V62H46ZM94 61H93V63H94ZM21 62H22V64H21ZM241 62V61H240ZM92 63V64H93ZM243 63V62H242ZM31 64V63H30ZM34 64V67H32V68H34V69H36L37 68V66ZM45 64H43L44 65V67H46V65ZM241 64V63H240ZM239 63H238V67L239 66H241V65H243L244 64V66H245V64H246V62L245 63H243V64H241L240 65ZM253 64H255V63H252V65ZM33 65V64H32ZM235 66V65H234ZM233 66V67H234ZM236 66V67H237ZM247 66V65H246ZM254 66V65H253ZM30 67V68H31ZM39 67H41V66H39ZM49 67V66H48ZM255 67H257L256 65H255ZM39 69V68H38ZM20 70V71H19ZM52 70H54V72L52 71ZM18 71H19V73H18ZM195 71H198V70H195ZM194 71V69L192 70V68H189V69H187L186 70V76H187V80L189 81V83H190V85H193V87H194V90H195V92L196 93H198L199 91H200V93L201 92H204V93H209V95L211 94L212 96H213V93H215V94H217L216 96H219L220 95V92H221V95H224V94H226V91L227 92H229L230 93V95H232V96H228L229 97V100H231L230 98L232 97V99H233V96H234V93L239 97V95L240 96H242V97H245V96H247V95H249V94H253L252 93V91H251V93H248V94H246V95H244V92L247 90H245L244 88H243V90L244 91H242L243 92V94H241L242 92L241 91H238V92H241V93H238L237 91L235 92V90L232 88V86L230 87V88H232L233 90H229V86L228 85H226V84H222L221 82H220V84L219 83H217L218 81H220V78H219V76H218V80H217V82L215 81L216 80V78L212 75L211 76V74L213 73V72H209L210 73V76L211 77H213V78H210V76H208V78H206L205 77V75H198V74H196L197 72H195ZM47 72H49V73H47ZM18 73V74H17ZM208 73V72H207ZM207 73H205L206 75H207ZM209 73H208V75H209ZM54 74H55V76H54ZM214 74V73H213ZM204 76V78H202ZM46 77H54L53 79L51 78V80L48 82V81H46L47 80V78ZM14 78H16V79H14ZM61 80H60V79ZM54 79H56V81H53ZM59 79V80H58ZM10 80H15L14 82H16L17 83V86L15 85V84H13L12 83V85L10 84V82H12V81H10ZM45 80V81H44ZM44 81V82H43ZM52 81V82H51ZM58 81V82H57ZM43 82V83H42ZM10 84V85H9ZM102 84V83H101ZM9 85V86H8ZM105 85V84H104ZM103 85V86H104ZM8 86V87H7ZM106 87H107V84L105 85ZM225 86V87H224ZM226 86H228V90H226L227 88H226ZM31 87V88H30ZM109 87H110V84H109V86H108V89H109ZM223 89H222V88ZM234 87V86H233ZM226 88V89H225ZM32 89V90H31ZM215 89V90H214ZM235 89H237V90H240V88H236L235 87ZM7 90L5 89V90H3V93H1V94H4V93H6L7 92ZM35 90L37 91L36 93H35ZM107 90V89H106ZM193 90V91H194ZM199 90V91H198ZM223 90V91H222ZM226 90V91H225ZM18 91H21V93H19ZM33 91H34V93H33ZM219 91V92H218ZM231 91V92H230ZM26 92V93H25ZM30 92V93H29ZM247 92H250L249 90L248 91H246V93ZM34 94V96H33V94ZM199 93V94H200ZM238 93V94H237ZM7 94V93H6ZM15 94V93H14ZM17 94H15L16 95V97L17 96H19V95H17ZM32 95V97H31V99H30V96ZM205 94V95H206ZM215 94H214V96H215ZM54 96L55 98H49L50 96ZM201 95H203V93L201 94ZM227 95V94H226ZM235 95V96H236ZM3 95H0V97H2ZM6 96V95H5ZM5 96H3L4 97V99H6L5 98ZM207 96V95H206ZM206 96H205V98H206ZM2 97V98H3ZM7 97V96H6ZM20 97V96H19ZM34 97V98H35ZM203 97H204V95H203ZM219 97H221V96H219ZM222 97H225V96H222ZM228 97L227 98H223V99H228ZM238 97H236L237 99H238ZM242 97H239L240 99L242 98ZM2 98H0V100L2 99ZM20 98V99H21ZM48 98H49V100H48ZM236 98H234L235 100H236ZM8 99V98H7ZM6 99V100H7ZM59 98H57V102H59V100H58ZM6 100H2V101H0L1 103H3V105L1 104V109L2 108H4L3 106H6V104H7V108H5L6 110L8 109L9 111H7V112H5L6 110L5 109H3V111H4V113L7 115V117L6 116H4L5 114L2 112V110L0 111V117L2 118L3 116H4V118H2V119H4V122H6L5 124L2 122V120L0 119V121L4 124V127L6 128L8 125H11V123H12V119H8V118H11V117H9L8 115H9V112H10V110H12V109H10L11 108V104H9V103H11V102H9V101H6ZM9 100V99H8ZM47 101V102H46ZM7 102H9V103H7ZM46 102V103H45ZM45 103V104H44ZM56 104V101L55 102H53V105H55ZM5 104V105H4ZM58 104V103H57ZM56 104V105H57ZM9 105V106H8ZM50 105H52V103L50 104ZM50 105H48V106H50ZM56 105H55V107H56ZM58 105H60V104H58ZM57 105V106H58ZM91 110H92V112H93V118H92V120H91V122H92V124H93V119L95 120V122H97V124H99L100 125V121L102 122V124H104L103 123V121L105 120V121H108L109 122V119L108 118H110L111 116H108V115H111V114H109L108 113V115L106 114V116L104 115L105 114V111H103L104 113H98L97 111H95V114H97L98 116H96L95 117V115H94V108L92 109L91 108ZM145 110V109H144ZM143 110V111H144ZM143 111L141 112V113H143ZM1 112H2V115H1ZM97 112V113H96ZM102 112V111H101ZM11 113L12 112H10V115H11ZM59 113V112H58ZM57 113V114H58ZM146 113H147V110H146ZM102 115V117H103V115L105 116L104 117V120H101V119H103L102 117H100ZM144 115V114H143ZM142 115V117H144ZM12 116V115H11ZM44 117V116H43ZM134 117V116H133ZM41 120L43 119L42 117H39ZM38 118V119H39ZM59 118V117H58ZM57 118V119H58ZM61 118V117H60ZM96 118V119H95ZM98 118H100V119H98ZM113 118V117H112ZM112 118H110L112 121H111V125H113V119ZM135 118V117H134ZM7 119V120H6ZM39 119V121L41 122V120ZM44 119H46V118H44ZM43 119V122L45 121ZM132 119V118H131ZM130 119V120H131ZM8 120H10L11 122H9ZM96 120H98V121H96ZM134 120H138L137 118L136 119H133V121ZM104 121V122H105ZM0 122V123H1ZM14 122V121H13ZM107 122V123H108ZM0 124L1 126H0V130H3L2 129V127H3V124ZM8 123V124H7ZM10 123V124H9ZM42 123V122H41ZM48 124H50L49 122H47ZM47 123H42V124H45V125H48ZM107 123H105L104 125H106ZM115 123V122H114ZM96 124V123H95ZM95 124H94V126H95ZM110 123H108L107 125L108 126H110L111 127V125H109ZM138 124V123H137ZM6 125V126H5ZM14 125H16L17 126V124H14ZM13 124H12V128L10 127V129H9V126H8V129L9 130H11V129H15L16 128V126L13 128V126H14ZM89 125H90V123L86 126V128H88V132H90L89 130ZM99 125H96V126H99ZM104 125H102L101 127H100V130H106V126H104ZM115 125V124H114ZM117 125V124H116ZM115 125V127H117ZM121 125V124H120ZM120 125H118V126H120ZM91 126L92 125H90V128H91ZM94 126H92V128H91V131H96V133L98 132V133H101L102 134V132H100V130H97V129H95V130H92V129H94ZM139 126V125H138ZM19 127V126H18ZM110 127L108 128V129H110ZM113 128H114V126H112ZM111 127V128H112ZM121 127V126H120ZM119 127V128H120ZM128 127V126H127ZM126 126H124V129L126 128V134H127V132L129 131L128 129H129V127L127 128ZM95 128H98V127H95ZM119 128L117 129V130H119ZM107 129V130H108ZM116 129V128H115ZM123 129V130H124ZM5 130V136H4V134L2 133V131H0V136L2 137V138H4L5 137V139H6V141L3 139V141H5V142H7V140H10V135H9V133L10 132H8L9 130H6V129H4ZM3 130V131H4ZM116 130V131H117ZM121 131V129H120V131L122 132V134L124 133V131ZM138 130V129H137ZM109 131H111V130H109ZM107 132V131H105V134L104 135H107L108 133H110V132ZM115 131V130H114ZM6 132H8V135H9V139H8V135H7V133ZM93 132H90V135L93 133ZM106 132H107V134H106ZM120 132V133H121ZM95 133V132H94ZM94 133H93V136H94ZM104 133V132H103ZM113 133H115V132H113ZM63 134V133H62ZM67 134V135H66ZM115 134H117V133H115ZM114 134V135H115ZM122 134H118V135H120V136H117V138L115 139V140H113V143H111L112 141H111V139H113V137L111 138V139H109L108 140V138H110V135H112V133H110L107 137H106V139H103L102 138V140H104V142L105 141H107V142H110L111 143V145H112V147H114L113 145H114V142L116 143V141H118L117 139L119 138V137H122ZM126 134H124L123 135V142H127V141H125V140H127V138H128V136H127V138H126ZM255 135H257L256 133H254ZM264 134V133H263ZM263 134H261V135H263ZM63 135H65V136H63ZM62 136L63 137H61V135L59 134L58 135V137L60 138L58 141H56V142H59L60 140H65V138H66V140H67V137H68V132H66L65 134H63ZM89 135V136H90ZM104 135H102V137L104 136ZM128 135V134H127ZM136 135H138V134H136ZM222 135V138H221V136H219V138L218 137H216V139H214V140H212L211 139V141H207V144H206V146L205 147H201V146H197V145H195L196 147H194V149L192 150V148H189V147H187V150L185 151V152H172V153H166L165 155H160V156H158V158H157V160H159L160 158H161V160H162V158L165 160V162H162V161H164V160H160L161 162H159L160 163V166L159 167H157L155 170H153V167H151L152 165H151V163L153 162V160L155 161V163H157V160H155L154 159V157L153 156H150L148 153H147V149H146V143H144V142H146V141H141V138L139 139L140 141H138L137 139V141L135 140H133V139H130V137H129V139H130V141H132L133 140V142H131V144L133 143V148H132V150L131 151H122V149L125 147V146H123V148H121V149H119V151H116L114 148H112V147H110V143H107L106 142V144L108 145V147H106L107 145L106 144H104L105 146H98V145H102L101 143H99V144H97L96 145V150H95V153H90L89 155H88V157L89 156H91L92 157V161H90V162H92V163H90L89 165L87 164V163H84L86 160H84V158H80L81 160H79V157H81V155H82V151L80 152L79 151V149L77 150L76 148L77 147H79V146H77V145H79V144H77V143H75V142H73L74 140H75V137L76 136H73V137H71V136H69V137H71V139H74V140H72V142H73V149L72 150H74V151H78V152H75L77 155H78V153L80 152V154L77 156L78 157V160L80 161V163L82 164V167H83V169L81 168V166H80V164H79V166L77 165V168L75 167L76 166V162H74V161H72V165L75 167H72L70 170V174H69V178H71V179H73V180H76V182H79L80 181V184L79 183H76L75 181H73V183H75V186L77 185V187L79 188V187H82V185H84V189H82L81 190V188H79V193H81V195H79V193H78V191H76L77 189L75 188V191L77 192V195H76V192H75V194L74 193H72L74 196H72L71 198H67L66 196L64 197L63 196V194H61V191H60V196H58V192L56 191V190H58V188H60V181H61V179H60V175L59 174H64V173H61V171L64 169L63 168V166L65 167V164L63 163H60V164H58L59 166H57L56 168H58V167H62V170H61V168L59 169H56V168H54L55 169V171L56 170H60V173L58 174V172H57V174H56V176H55V174H54V177H55V180H54V187L53 186H45V184H40V185H43V188L46 190V192H48V194L47 195H50V193L51 192H49V187H51V190L52 191H54V193L52 192V197H53V195H54V197L53 198H56L55 196H57L58 197V199H55V202H57V204L59 203V202H61L64 206H65V208L66 209H68V210H72L71 212L70 211H67L66 209H64L63 207L64 206H62V204H58V206L59 207H62L61 209H63V210H65V211H67V212H65L66 214L68 213V212H70V215H73V216H71V218H76L77 220H79V219H81V217H83V215L86 213L88 216H89V213L88 212H86L87 211V207H88V205L89 204H91V206L93 205V208L95 209L94 211H95V213L97 212V213H99V212H103V210H105L103 213H105L106 212V209H108L109 208V202H111V205H112V200H113V197H110L109 195H111L112 194V192H113V190H111V189H116V190H118V189H124V186L123 185H126V186H130L133 182H130L129 181V178H130V176H129V174H131V175H134L133 173L134 172H136V174H141L140 175V177H144V178H147L149 181H157V182H164L165 184H164V193H165V195L168 197V198H171V199H175V198H180V195L183 193V192H186V191H188V194L189 195H191V196H194V195H200L201 194V192H202V194H203V192L205 191V187H203V184H206V186H207V183L208 184H210L211 186H212V188H214V186H225V187H229V186H237V187H239V186H249V185H252V186H255V187H259V186H261L260 185V183L259 184H256V182L258 181V179H256L257 178V176L259 175V173H260V168H264V153H262V152H256L254 149H253V139H251V138H249L248 140L249 141H247L248 143H247V145H245V147L246 146H249V151H248V149H247V151L248 152H246V153H241V152H238V151H242V149L240 148V146L241 147H244V146H242L241 145V143H244V140L246 139L245 137H247V136H249V135H246L242 130H226L225 132H223V134H221ZM246 135V136H245ZM259 135V134H258ZM113 136V135H112ZM130 136V135H129ZM0 137V138H1ZM65 137V138H64ZM142 137V136H141ZM249 137H251V136H249ZM258 137V136H257ZM259 137H260V135H259ZM258 137V138H259ZM262 137V136H261ZM260 137V138H261ZM12 138V137H11ZM61 138H63V139H61ZM134 138V137H133ZM144 140H145V138L144 137H142ZM215 138V137H214ZM248 138V137H247ZM256 138V137H255ZM259 138V139H260ZM263 138V137H262ZM262 138H261V140H262ZM70 141H71V139L70 138H68ZM95 139V138H94ZM120 139V138H119ZM120 139V140H121ZM13 139H11L10 141H12ZM57 140V139H56ZM69 140H67V141H69ZM255 140V139H254ZM263 140H264V138H263ZM0 141H2V139H0ZM3 141H2V143H3ZM51 141H53V140H51ZM69 141V142H70ZM76 141V140H75ZM83 141V140H82ZM92 141V140H91ZM130 141H128V142H130ZM256 141H260V140H255V142ZM13 142V141H12ZM12 142H7V144H6V146L8 145V148L10 149V144L12 143ZM60 142H62V141H60ZM59 142V143H60ZM72 142H70L71 144H72ZM101 142V141H100ZM120 141H118L117 143H119ZM201 142H202V144H203V142L205 143L206 141L204 140V139H202L201 140ZM53 143H55V142H53ZM70 143H68L69 145H70ZM96 143V142H95ZM0 144H1V142H0ZM77 144V145H76ZM94 144V143H93ZM121 144V143H120ZM124 144V143H123ZM130 144V145H131ZM201 144V145H202ZM240 144V145H239ZM13 145V144H12ZM11 145V146H12ZM54 145V144H53ZM57 145V144H56ZM60 145L62 146V150L63 151H65L66 149H67V146H66V141H63L62 143H60ZM60 145H58L59 147H61ZM125 145H126V143H125ZM129 145V146H130ZM232 145H235V146H237V147H239L241 150H238V149H236L237 150V152H235V148L233 149L232 148ZM57 146V147H58ZM94 146H95V144H94ZM117 148L118 147H122V146H118V144L117 145H115ZM127 146H128V144H127ZM126 146V147H127ZM129 146L127 147V148H129ZM13 147H14V145H13ZM58 147V148H59ZM76 147V148H75ZM99 147H101V148H105V150L103 151V150H101V148H99ZM132 146H130V148H131ZM234 147V146H233ZM8 148H6V150L8 149ZM12 148V147H11ZM75 148V149H74ZM94 148V149H95ZM97 148H99V150H101V153L102 152H105L104 153V157H105V155H108L109 154V152L108 153H106L107 151H108V148H109V150H110V148L113 150L114 149V151H116V153L114 154V152H113V154H114V156L112 155L111 157H109L108 156V158L106 157V158H104L103 156V159H102V157H101V155H103V153L101 154V153H99V154H97V159H94V158H96V156L94 157L93 155L95 154L96 155V153H97ZM127 148H124V150L125 149H127ZM59 149H61V148H59ZM65 149V150H64ZM69 149V148H68ZM67 149V154H69L70 153V155H68L67 156V158H65V153H63V155H64V158L67 160V159H70L71 160V157L70 156H72V155H74V154H71V152H72V150H68ZM232 149H233V151L235 152H233L232 151ZM5 150V149H4ZM5 150V152H7V153H9L8 151L9 150H7L6 151ZM12 151H13V149H11ZM61 150V151H62ZM194 150H195V152H194ZM231 150V151H230ZM244 150H246V149H244ZM3 151V150H2ZM15 151V150H14ZM13 151V152H14ZM60 151V152H61ZM74 151L72 152V153H74ZM230 151V152H229ZM0 152H1V148H0ZM11 152V151H10ZM12 152V153H13ZM17 151H15L13 154L11 153V157L6 153V155H5V157H7V156H9L10 158H5V159H10V160H15V161H17L16 160V157L17 158H19V155H17V153H16ZM69 152V153H68ZM99 152V151H98ZM232 152V153H231ZM2 153V152H1ZM111 153V152H110ZM229 153H231V155H228ZM249 153V154H248ZM5 153H3V154H1L0 156H2V155H4ZM14 154H16V156H13ZM76 154L74 155V157L72 156V158L76 161L77 160V158L75 157L76 156ZM62 155V154H61ZM98 155H100V157H98ZM15 157V158H13V157ZM85 156V155H84ZM82 157H83V155H82ZM86 157V156H85ZM91 157H89L90 158V160H91ZM155 157H157V156H155ZM13 158V159H12ZM98 158H99V160H98ZM1 159H3V156L1 157ZM5 159H3L4 161H6V163H7V165L5 164V162L2 160V163L4 162V164L2 165V163H1V161H0V170H2L1 168H4L3 170L4 171H6L7 173H5V174H8V172H9V174H8V176H5L4 175V171L3 172H1V174L2 175H4L3 176V179L5 178V177H9V182H8V179L7 178H5L6 180H3L2 178H1V181H0V264H29L30 262H32V263H30V264H48L47 262L45 263V261L43 262L42 261V257H41V255H44L45 254V252L47 253V255H48V253H50L49 252V250L51 249L52 250V248L54 247V245L56 244L57 246H59V247H57L56 245V247L59 249V250H57V248L55 247V250L53 249V252H54V254H52L50 257L51 258H55L53 255H55V254H57V257L58 258H61V256H62V258H63V253L65 254L66 253V250H65V245H63L62 244V242L64 243V240H63V238H64V236H67V238L69 237L68 235H69V233L66 235L65 234V232H67L68 231V229H66L67 227H65L64 228V226H63V221H61L62 219H58L57 217H56V215H54L55 217H53V215H48L46 212H45V204H42V202L44 201L43 200V198H45L46 197V195L44 196V194H45V192H43V190L44 189H42V186H38V187H40L41 188V190H40V193H38V189L36 190L37 192H35V190L33 189V191L37 194H35L34 193V195L33 194H29L31 191H32V189H30V192H28V190L29 189H27V187L28 188H30L29 186L30 185H27L26 183H22V181H21V179L23 180V178H21L20 176H19V174H18V172L16 173V170H14V168H15V161H14V165L13 164H11L10 162H13V161H7V160H5ZM72 159V160H73ZM86 159V158H85ZM103 160V161H101V160ZM114 159H118V160H116L117 162H115V160ZM69 160V161H70ZM83 160H84V162H83ZM88 160V159H87ZM97 160V161H96ZM78 161V162H79ZM89 161V160H88ZM101 161V162H100ZM126 161V162H125ZM222 161H226V162H228V163H230V164H233V165H238L239 166V168L237 169V170H232V169H230V170H228V171H220V172H218V171H214V169L212 170V169H210L209 171H207L206 170V168H207V166H208V168L211 166V165H215L216 163H218V162H222ZM71 162V161H70ZM74 162V163H73ZM77 162V163H78ZM83 162V163H82ZM101 164H100V163ZM122 163V162H125V165H127V168H125L124 166L125 165H123L124 163H122V165H123V168H125V169H122L121 167H120V165H119V169L121 168L122 170H120L119 171V169H115V168H117V163ZM113 163H116L115 165H113ZM127 163V164H126ZM17 164V163H16ZM85 164H87V165H85ZM94 166H93V165ZM95 164H97L96 165V167L98 168V167H100L99 169H96V167H95ZM153 164V163H152ZM242 166H241V165ZM7 166V168H6V166ZM61 165V166H60ZM63 165V166H62ZM91 165V166H90ZM100 165V166H99ZM151 165V166H150ZM2 166H4V167H2ZM13 166H14V168H13ZM84 166H86V167H91V171H90V173L89 172H87V169H89V168H87V169H85V167ZM115 166V168H113ZM237 166V167H238ZM241 166V167H240ZM244 166V167H243ZM81 168V169H79V168ZM93 167V168H92ZM206 167V168H205ZM214 167V166H213ZM17 168V167H16ZM94 168L96 169L95 171H98V172H96L95 173V171H94ZM205 170H204V169ZM7 169H8V171H7ZM66 169V168H65ZM64 169V170H65ZM201 169H203V172L202 173H200L199 172V170H201ZM67 170V169H66ZM65 170V173H67V175H68V173H69V171L67 172ZM72 170H75V172L74 173H76V174H74V175H72ZM76 170H77V172H76ZM79 170H80V172H79ZM90 170V169H89ZM18 171V170H17ZM26 172H28L29 170L28 169H26L25 170ZM137 171L139 172V173H137ZM154 171V172H153ZM196 171H197V173H196ZM64 172V171H63ZM82 172V173H81ZM85 172V173H84ZM55 173V172H54ZM88 173H89V175H88ZM99 173H101V175L102 176H100L99 175ZM194 173H195V175H194ZM18 176H17V175ZM77 174H79L78 176H76ZM90 174H91V176H90ZM93 174H97L100 178H98V176H97V180L98 179H100V180H98L99 182H98V184L99 183H101V184H97V180L96 181H94L95 179H94V177L96 178V175H94L93 176ZM198 174V175H197ZM10 175V176H9ZM80 175H88L91 179H89V180H87V181H93V183L94 184H92L93 186L92 187H89V189H88V184H90L89 182H88V184L86 183L85 184V182H86V180L83 182V180H78V179H80ZM105 175V176H104ZM122 175V176H121ZM185 175H192V178H191V180L190 181H186V180H184V176ZM77 177L78 179H74V177ZM106 176H108V177H106ZM127 176H128V179H127ZM82 177V176H81ZM87 177V176H86ZM93 177V178H92ZM104 177L106 178V179H104ZM114 177V178H113ZM119 177V178H118ZM20 179V182L22 183V185L24 186H21V185H19V186H17L18 184H20L19 183V180H18V183H17V185H16V182H14V181H16L17 179ZM103 179V181L104 180H106V181H101L102 179ZM110 178V179H109ZM111 178L112 179H115V180H111ZM120 178L123 180L121 183H123L122 184V186L120 185ZM87 179H88V177H87ZM117 179H119L118 181H117ZM126 179H127V181H126ZM6 181V184H8V183H10V181L11 182H14L15 184H12V183H10V184H12L14 187H17V188H19L20 187V189H19V191L23 188V191L21 190V193L19 192L17 195L18 196H12V195H9V194H7V195H4L5 193H6V190H7V188H6V190H5V188H3V189H1L2 188V185H3V187H4V182ZM110 180V181H109ZM131 180V179H130ZM124 181H126L125 182V184H124ZM8 182V183H7ZM96 182V183H95ZM108 182H110V183H108ZM112 182H113V184H114V187H112L111 186V184H112ZM2 183H4V184H2ZM105 183H106V185H105ZM116 183V184H115ZM117 183H119L118 185H120V188H117ZM126 183H128V184H130V185H127ZM2 184V185H1ZM26 184V185H25ZM82 184V185H81ZM95 184H97L98 186H96ZM103 184V186H101ZM112 184V185H113ZM12 185H9V188H10V194H13V192H14V194L16 193V192H18V189H15L14 190V188H13V186ZM79 185H81V186H79ZM87 185V186H86ZM157 185V184H156ZM156 185H155V183L154 184H152L151 185V187L152 188H155L156 187ZM200 185H202V186H200ZM209 185V186H210ZM6 186V185H5ZM12 188H11V187ZM26 186V187H25ZM46 188H45V187ZM90 186V185H89ZM116 186V187H115ZM125 186V187H126ZM155 186V187H154ZM251 186V187H252ZM86 187H87V189H86ZM112 187V188H111ZM119 187V186H118ZM123 187V188H122ZM201 187H203V191L201 190ZM39 188V189H40ZM49 188V189H48ZM207 188V187H206ZM244 188V187H243ZM250 188V187H249ZM260 189H258V191L259 190H261V191H264V189H262V187H259ZM11 189H13V190H11ZM55 189V190H54ZM4 190V191H3ZM9 190V189H8ZM7 190V193L9 192ZM17 190V191H16ZM25 190H27L26 191V193L23 195L22 194V192H25ZM48 190V191H47ZM60 190V189H59ZM239 190V189H238ZM240 190H242V188L240 189ZM127 191H129V190H127ZM245 191H246V189H245ZM253 191V190H252ZM260 191V192H261ZM28 192V193H27ZM85 192H86V194H88V195H86L85 194ZM94 192V193H93ZM114 192H115V190H114ZM113 192V193H114ZM240 192V191H239ZM33 193V192H32ZM248 193V192H247ZM263 193V192H262ZM13 194V195H14ZM27 194H29L30 195V198H34V199H32V201H35V202H33L32 203V201H31V204L29 203V201H27L28 199H26V197H25V195L27 196ZM43 194V195H42ZM83 194H84V196H83ZM201 194V195H202ZM240 194V193H239ZM230 194H226V196H229ZM234 195V194H233ZM232 195V196H233ZM238 195V194H237ZM243 195V192H242V194L240 195V196H242ZM246 195V194H245ZM31 196H33V197H31ZM36 197V200H37V198H38V200L40 201H38L39 203H40V206H41V204L44 206V210H41V207H42V209H43V206H41V207H37V205L39 204L38 202H36V200H35V197ZM51 196V195H50ZM61 196H63L64 197V199L63 198H61ZM77 196H79V198H81V201L83 202V205H82V203H81V205H80V207L78 206V204H80L79 203V199L77 198ZM112 196H114L113 194H112ZM225 195H224V199H223V201L224 200H227V198L228 197H226ZM231 196V195H230ZM230 196H229V198H228V200H227V202H225V203H223L222 204V200H220V201H217L218 200V197L216 198L217 200H215V196H213V197H211V198H213V199H210L209 201L210 202H207V203H209V204H211V208L217 213H227V212H235V210L237 211L242 205H244L243 203L244 202H240V201H234L233 199H231L232 198V196H231V198H230ZM48 198H50L51 199V197H49V196H47ZM83 197H85V199H84V201H83ZM226 197V198H225ZM234 198H236V196L234 195L233 196ZM28 198H29V196H28ZM52 198V199H53ZM77 198V199H76ZM110 198L112 199V200H110ZM221 198H223V197H221ZM238 198V197H237ZM46 199V198H45ZM50 199H49V201H50ZM51 199V200H52ZM68 199H70V200H68ZM104 199V200H103ZM220 199V198H219ZM230 199V200H229ZM30 200V199H29ZM46 200H48V199H46ZM57 200V201H56ZM61 200V201H60ZM72 200V201H71ZM74 200H79L78 201V203L76 204L75 202H77V201H74ZM42 201V202H41ZM59 201V202H58ZM67 202V201H70L69 203L67 202L66 204L67 205H69L70 207H66V204H64L63 202ZM80 201V202H81ZM211 201H213L212 203H211ZM217 201V202H216ZM248 201H249V199H248ZM53 201H51V203H52ZM54 202V203H55ZM219 202H221V203H219ZM35 203L37 204V205H35ZM102 203H104V205H102ZM56 204V203H55ZM56 204V205H57ZM72 204V205H71ZM77 205V206H74V205ZM84 204H85V206H84ZM246 204H248L247 202H246ZM102 207H101V206ZM106 205H108L107 206V208H104V206L106 207ZM73 206V207H72ZM77 207V208H76ZM39 208H40V210H39ZM74 208H76V210H75V212L78 210L79 211V208H80V213H79V215H80V218L79 217H75L76 215L77 216H79L78 215V213H73V211H74ZM102 208H103V210H102ZM39 211H38V210ZM102 211H101V210ZM109 209H111V206H110V208ZM62 210V211H63ZM40 211H42V213L40 212ZM109 212H110V210H108ZM219 211H221V212H219ZM39 212V213H38ZM43 212H45V217H43L44 215H43ZM64 212V211H63ZM92 212V211H91ZM71 213H73V214H71ZM217 213V214H218ZM46 214H47V216L49 217H47L46 216ZM52 214V213H51ZM85 214V215H86ZM91 215H92V213H90ZM100 214V213H99ZM150 214H151V217H155L156 219H161V218H168V219H172V212H170V211H167V210H152V211H150ZM67 215H69V213L67 214ZM84 215V218H89L87 215L85 216ZM95 216H96V214H94ZM98 215V214H97ZM144 217V218H143ZM237 218L236 216H232L231 218H230V220H231V222H232V218ZM57 218V219H56ZM79 218V219H78ZM86 218V219H87ZM97 218V217H96ZM215 218V220H219V221H221V222H225V220L224 219H222L221 218V215H218V216H216V217H214ZM252 218H254V217H252ZM251 218V220H253ZM257 218V217H256ZM83 219V218H82ZM86 219H83V220H85L86 221ZM95 219V218H94ZM98 219V218H97ZM138 219L141 221V224L142 225H144L145 224V226L146 225H148V223H147V214L145 213H141V212H138ZM238 219V218H237ZM249 219V218H248ZM239 220H243V219H239ZM256 219H254L253 221H255ZM59 221H61V222H59ZM76 222V220H74L73 219V222ZM99 221V220H98ZM202 221L203 220H200V221H197V223H202ZM258 221V220H257ZM257 221H255L256 223H257ZM81 222V221H80ZM102 222V221H101ZM100 222V223H101ZM77 223H79V222H77ZM85 222H83V224H84ZM98 223V222H97ZM63 226H61V225ZM79 225H82L81 223H79ZM105 225H107V224H104V226ZM255 225V224H254ZM258 225V224H257ZM257 225H255V227H257ZM96 227L98 226L99 227V229H98V227H97V229H98V231H96V232H94V234L92 233V236H91V233H90V238L89 239H92V240H95V241H101V245H97L98 246V249H99V247H101L100 248V251H102V250H108V248H109V244H111V243H109V244H107L102 238L103 237H100V235L101 234H103V230H100V229H105L104 227H103V224L101 223V225L99 224V225H95ZM100 226H102V227H100ZM252 226V227H251ZM106 227V226H105ZM254 226L253 225H250V227H248L249 229L248 230H250V229H253L252 230V232L253 231H255V229L253 228ZM107 228H108V225H107ZM106 228V229H107ZM67 231H66V230ZM96 229V230H97ZM106 229H105V231H106ZM185 229H187L186 227L185 228H180V227H174L173 228V234L172 235H169L166 231L165 232H163V235H162V237H159V238H161V241H163V242H165V243H163V242H161L160 241V239H157L158 241H160L162 244H165V247L167 248L166 250H164L165 248L164 247H162L163 248V250H164V253L168 250V249H170V247H173L174 245H173V241H172V239L173 238H179V240H181V241H183V238H184V234H185ZM65 230V231H64ZM258 230H259V227H258ZM37 232H39L38 234H40V232H42V234H44V237L46 238V241L48 242V244L50 243L51 245L52 244H54V245H52L53 247H51L50 246V244H49V246L51 247H48V249L44 252V250L43 249H41V251H42V254H41V252H40V254H39V251L38 250H40V249H38L37 247H38V245H39V242L37 243L36 241H40V238H39V236L40 235H38V234H36ZM107 232V231H106ZM110 232V231H109ZM250 232V231H249ZM251 232V233H252ZM256 232V231H255ZM256 233H258V231L256 232ZM41 234V235H42ZM110 234V233H109ZM38 235V236H37ZM105 235V234H104ZM107 235V234H106ZM105 235V236H106ZM137 235V234H136ZM71 236V235H70ZM112 236V235H111ZM139 236V235H138ZM37 237V238H36ZM72 237V236H71ZM94 237H96L97 238V240L94 238ZM133 237V236H132ZM66 238V237H65ZM64 238V239H65ZM99 238H100V240H99ZM134 238V239H133ZM133 238H131V239H133V242H131L132 244H136L135 242L137 241V238H135V237H133ZM139 238V237H138ZM255 238V239H254ZM253 239L254 240H257L256 239V237H254ZM38 239V240H37ZM69 239H70V237H69ZM130 239V240H131ZM34 240V241H33ZM71 240V239H70ZM109 240V239H108ZM136 240V241H135ZM165 240V241H164ZM32 242L33 241V243L35 242V243H37L36 245L35 244H33V245H29V243H28V245L29 246H33V247H31V248H29V247H27V249H28V251H30V255L33 253L31 250H33V251H35L36 250V248H37V253H38V255H36V254H34L35 256H36V258L38 257V256H40V258H39V260L38 259H35V257H34V255L32 254L31 256H29L30 258L32 257H34V259L32 260V261H30V258L28 259V255H29V252H27V250H25L24 251V246H20V244L22 243V244H24V242H25V245L27 244V242ZM103 241H104V243H103ZM112 241V240H111ZM129 241V240H128ZM138 241H140V240H138ZM171 241H172V243H171ZM127 242V241H126ZM157 242V241H156ZM160 242L158 243L157 242V244L159 245L160 244ZM256 242V241H255ZM258 242H260V241H257L256 243H258ZM129 243V242H128ZM262 243V242H261ZM31 244V243H30ZM61 244L63 245V246H65L64 247V250H63V246H61ZM97 244H98V242H97ZM130 244V243H129ZM128 244V245H129ZM166 244L167 245H170V244H172V246H166ZM264 244V243H263ZM28 245H26V246H28ZM95 245V244H94ZM102 245H105L106 247H104L103 246V249H102ZM107 245H108V247H107ZM115 244H113V246H114ZM123 245V244H122ZM126 245H127V243H126ZM137 245V244H136ZM141 245V244H140ZM260 245V244H259ZM97 246H94V247H97ZM116 246V245H115ZM118 246V245H117ZM131 245H129L127 248H129V249H131V250H133V248L136 250L138 247L137 246H131ZM162 246H164V245H162ZM262 247L264 246V245H261ZM260 246V247H261ZM41 247V246H40ZM62 247V248H61ZM93 247V246H92ZM136 247V248H135ZM169 247V248H168ZM253 247H255V246H253ZM257 247V246H256ZM23 248V249H22ZM26 248V247H25ZM35 248V249H34ZM50 248V249H49ZM88 248V249H87ZM86 249V251H87V253L89 252L88 250H90L91 252H89V255H94L93 253H92V249H89V245H88V247H87ZM90 248H91V246H90ZM123 248H125V246L123 247ZM127 248H125L126 249V252L124 251V250H122L123 251V253L122 252H120L117 248H115V249H117V250H115V251H117V253L115 252V253H113L111 256L109 255V256H107V258L109 257L110 258V261H109V263H112V264H114V263H116V264H130V259H133V258H136L135 256L136 255H133L135 252H133L132 251V255H133V257L131 258V253H129L128 251H130L131 252V250H127ZM174 248L175 247H173L172 248V250H173V253L170 255V252H172V250L170 251V250H168V252H166L167 254H169L168 255V257H166L167 256V254L165 253L164 254V257L163 258H166L165 259V261L167 262L166 264H173V261H174V258H176L175 259V261L177 260V258H178V256L179 255H181V254H186V256H188L185 260H181V264H192V262L194 261V258H190V256L187 254V252L185 251V250H181V251H179V252H174ZM258 248V247H257ZM60 249L61 250H63V251H60ZM139 249V248H138ZM255 249V248H254ZM109 250L111 251V249L109 248ZM134 250V251H135ZM227 249H225V251H226ZM256 250H258V249H256ZM255 250V252H254V255H255V257H256V253H258L257 251ZM48 251V252H47ZM57 251V252H56ZM61 253H60V252ZM225 251H223V254L225 255V257H224V259H222V260H230V253H231V250H229V251H226V253H225ZM36 252V251H35ZM44 252V253H43ZM52 252V253H53ZM85 252V251H84ZM96 252V251H95ZM106 252V251H105ZM184 252V253H183ZM210 252V251H209ZM229 252V253H228ZM59 253V254H58ZM90 253H92V254H90ZM102 252H100V254H101ZM103 253H104V251H103ZM121 253V254H120ZM125 253H126V255H125ZM177 253V254H176ZM181 253V254H180ZM211 253V252H210ZM51 254V253H50ZM68 254V253H67ZM82 254V253H81ZM122 254H123V256H122ZM128 254V255H127ZM179 254V255H178ZM229 254V256H227L226 257V255H228ZM46 255V256H47ZM59 255V256H58ZM83 255V254H82ZM82 255H81V257H82ZM89 255H83V257L81 258V261L83 260V258H84V260L85 259H87V261H89V263L86 261L85 262V264L86 263H88V264H93L96 260H95V255H94V259H92L93 260V262H90V256ZM104 255H107V254H103V255H101V258H99V259H103V257L102 256H104ZM130 255V256H129ZM166 255V256H165ZM173 255H175V257L173 256ZM182 255V256H183ZM212 255H213V253H212ZM258 255V259H259V255H260V253H258L257 254ZM49 256V255H48ZM56 256V255H55ZM67 255H65L64 256V259H62V260H64V261H68V259L67 260H65V257H66ZM87 256H88V258H87ZM99 256V255H98ZM169 256H171V257H169ZM185 256V255H184ZM185 256V257H186ZM44 257V256H43ZM86 257V258H85ZM105 257V256H104ZM128 257H130L129 259H128ZM180 257V256H179ZM42 258V259H41ZM57 258V259H58ZM67 258V257H66ZM232 258V257H231ZM188 259H190V260H188ZM70 260H72V259H70ZM98 260V259H97ZM152 260V259H151ZM150 260V261H151ZM154 260V259H153ZM153 260L151 261L152 263H150V261H149V263L150 264H157L156 263V261H154L153 262ZM188 260V262H186ZM29 261V262H28ZM80 261V260H79ZM103 261V260H102ZM106 261V263H108V259L107 260H105ZM133 262H131L132 264H134L135 262L134 261H136V259L134 260H132ZM58 262V261H57ZM57 262L55 263V264H57ZM59 264H61V261H60V259H59ZM75 262H77V261H75ZM104 262V261H103ZM136 262H138V261H136ZM177 263H178V261H176ZM69 263H71L72 264V261L71 262H69ZM68 263V264H69ZM73 263H74V261H73ZM77 263H79V262H77ZM101 263V262H100ZM99 263V264H100ZM148 263V264H149ZM176 263V264H177ZM65 264V263H64ZM84 264V263H83ZM95 264V263H94ZM102 264V263H101ZM135 264H137V263H135ZM139 264H140V262H139ZM193 264H195V263H193ZM218 264H219V262H218Z\"/></svg>",
  "mask_w": 264,
  "mask_h": 264
},
{
  "label": "snow or ice",
  "instance_id": "obj_3",
  "mask_svg": "<svg viewBox=\"0 0 264 264\" xmlns=\"http://www.w3.org/2000/svg\"><path fill=\"white\" fill-rule=\"evenodd\" d=\"M258 181L262 189H264V172L259 174ZM257 220L259 223V232L251 233L248 231V227L253 225L255 221H243L235 217L232 218L231 234L229 236V240L232 242L230 253L232 258L227 261H221L219 264H264V247L260 249L259 259L255 257V249L253 247V236L264 243V198L261 201V208ZM173 264H176V262L173 261Z\"/></svg>",
  "mask_w": 264,
  "mask_h": 264
}]
</instances>
